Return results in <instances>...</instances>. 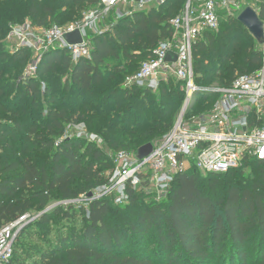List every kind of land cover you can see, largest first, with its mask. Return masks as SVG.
Instances as JSON below:
<instances>
[{
	"label": "trees",
	"instance_id": "1",
	"mask_svg": "<svg viewBox=\"0 0 264 264\" xmlns=\"http://www.w3.org/2000/svg\"><path fill=\"white\" fill-rule=\"evenodd\" d=\"M184 1L171 0L150 11L136 12L132 20L125 17L112 31L95 35L91 58L82 57L75 63L67 48L51 49L44 55L36 76L25 80L32 51L9 49L7 37L11 26L28 19L40 27L65 25L74 16L76 6L89 11L99 5V0H0V109L10 115L8 122L0 121V227L26 213L40 214L22 229L13 258L6 264H63L64 259L57 256L61 251L69 264H203L213 258L227 259V264H264V164L257 160L248 164L247 169L226 173L202 174L190 169L178 175L167 196L166 209L160 203L140 205L138 198L142 193L130 188L127 207L136 205L142 209L135 218H126L122 225L138 237L137 251L144 252L124 250L126 236L120 223L115 226L109 222L113 203L107 197L88 206L83 204L79 209L69 203L63 214L68 232L59 234L56 244H49L45 250L24 248V242L34 235L35 224L46 227L50 217L59 212L55 207L43 213L52 203L53 195L63 201L76 200L107 183L95 168L98 164L110 165L105 153L93 143H87L84 148L79 138L65 137L66 125L92 121L90 106L83 110L69 106L73 88L99 101L107 125L119 131L117 135L112 132L107 135L117 151L135 148L139 153L143 145L154 143L147 140L163 132L162 137L175 124L178 116L172 120L175 110L171 106L185 102L182 81L174 82L175 77H170L167 84L162 81L155 91L137 86L126 89L124 97L138 94L143 102L139 116L152 119L148 126L130 130L118 126V120H132L133 103L126 104L124 115L110 109L109 102L117 98L118 90L102 88L106 80L102 66L111 58L120 59V48L127 53L137 43L145 57L129 76L136 73L158 44L171 38L170 21L179 14ZM260 18L264 21V2L260 4ZM234 22L242 24L239 20ZM219 30L206 32L193 47L195 81L199 86H213L210 85L215 78L213 68L221 65L214 57L221 59L227 51L230 29L222 34ZM246 35L250 37V45L235 51L236 42H233L223 57L228 76L225 72L217 75L220 86H228L238 75L262 66L264 53L260 48L253 50L252 43L257 40L247 28ZM249 65L256 68L245 71ZM236 69L241 72L234 77ZM45 80H48L47 88L42 91L40 83ZM156 91L159 97L155 96ZM210 95L197 93L188 110L202 111L211 106L215 97ZM25 97L30 98V106L14 104ZM42 98L47 99L49 107L47 115L39 121L37 111ZM16 139H22L17 151L23 157L10 161L5 152L15 147ZM254 170L258 171L257 175H247ZM217 190L224 192L220 201L206 194ZM79 217L81 227L77 223ZM149 234L158 238L161 259L149 258L145 249H140L141 241ZM250 245L255 249L251 263Z\"/></svg>",
	"mask_w": 264,
	"mask_h": 264
},
{
	"label": "built area",
	"instance_id": "2",
	"mask_svg": "<svg viewBox=\"0 0 264 264\" xmlns=\"http://www.w3.org/2000/svg\"><path fill=\"white\" fill-rule=\"evenodd\" d=\"M170 1L99 0L100 10L98 6L92 8L83 19L65 26L40 27L28 19L11 26L8 46L12 51L19 48L32 51V60L23 76L29 80L36 76L39 64L51 49L67 48L74 62L82 57L91 58L87 31L106 11L130 6L131 10L139 12L161 7ZM262 2L264 0L184 1L179 14L170 21L171 38L162 40L139 70L127 77L126 83L128 87L155 91L170 77L181 80L186 95L182 112L186 106H191L197 93H208L215 99L205 110L181 112L173 127L158 142L152 143L153 149L148 155L140 156L126 150L115 153L116 168L110 181L90 191L91 196L89 192L81 197L86 206L117 189L121 194L120 201L128 188L135 187L167 197L178 175L190 169L202 174L226 173L247 169L254 160L264 164V57L259 69L238 75L228 86L203 87L195 81L193 53L195 43L206 32L220 29L224 16H238L248 6L260 15ZM77 29L82 32L83 43L69 44L65 35ZM39 216L26 213L0 227V264L13 258L20 232Z\"/></svg>",
	"mask_w": 264,
	"mask_h": 264
},
{
	"label": "rangeland",
	"instance_id": "3",
	"mask_svg": "<svg viewBox=\"0 0 264 264\" xmlns=\"http://www.w3.org/2000/svg\"><path fill=\"white\" fill-rule=\"evenodd\" d=\"M89 9V8H88ZM88 9H84L83 7H75L73 12L75 13L72 18H69L65 25L74 23L76 21L81 20L82 17L85 16V14L88 12ZM98 9L100 10L99 6ZM131 11V12H130ZM145 11H150V10H145ZM71 12L68 11V13ZM133 12V13H132ZM137 11L131 10L130 6L123 7V8H115L112 9L111 11H106L102 15H100L99 19L96 20L95 24L93 27L88 29L87 31V39L88 43L90 44L91 47L94 46L93 44V38L95 35H98L102 32H110L112 31L113 27L115 25H118L121 23V20L123 18H128L129 20H132L133 15ZM140 12V11H139ZM127 13H129L127 15ZM131 13V14H130ZM240 15L238 16H224L221 21L220 25V30L219 32L224 33L226 30L230 29L228 34V40H227V45L228 47L226 48L227 51L226 53H223L221 55V59H217L219 56H215L214 58L216 60H219V67L213 68L215 78L213 81L210 83V85H220V82L218 81V74L221 72H225V75L228 76L226 73V66H223L222 64V59L223 57L227 54L228 50L231 48V45L233 42L235 43L236 49L233 50H240V48H245L246 46L251 44L250 37L246 35V28L238 23L234 22L235 20L238 21ZM62 25V26H65ZM228 32V31H227ZM253 50L261 49L262 52L264 53V46L260 45L258 42L254 40L252 43ZM251 47V48H252ZM11 49V48H9ZM120 59H115L111 58L109 60V63H106L102 66L103 72L105 75V84L102 88H112V89H117L118 90V96L117 98L111 99L109 102L110 109L114 111L117 115H124V109L126 104L130 101L133 103V110H132V120L131 121H124L122 118L118 120V126H125L128 127L130 130H133L134 128L140 126V125H145L148 126L152 122V119L146 120L144 117H140L139 113L143 112V102L140 100L138 94H134L131 97H124L126 89H129L126 79L129 76L130 73H132L134 70H136L139 66V63L143 60L145 57L143 48H141L140 44L135 43L132 45L127 53H124V51L120 48L118 50ZM134 55V56H133ZM76 63V62H75ZM209 68V67H207ZM256 67H253L252 65H249L245 71H250L255 69ZM241 70L236 69L234 73V77L240 73ZM231 75V74H229ZM171 79V78H170ZM170 79L165 80L166 84ZM174 82L175 81H181L178 80L177 78H173ZM47 81L45 80L44 82L40 83V88L42 91H44L47 88ZM182 89H183V85ZM181 88V87H180ZM9 93L12 92V89L9 88ZM13 91H15V88H13ZM13 94V93H12ZM156 97H159V92L156 91L155 93ZM168 98V96L166 97ZM30 98L25 97L22 101L20 102H15L16 106H30ZM204 102V100H201ZM99 101H94L93 97H91L88 93H79L75 88H73L72 94L70 98L68 99V104L69 106L74 107L77 110H83L87 106H90L91 113L90 118H92L91 123L87 122H81L77 125H66V136L68 138H79L82 142V146L85 148V145L87 143H93L97 148L102 150L105 153L106 158H108L109 166H104V164L96 165V169L99 171L100 175H102L105 179H107V183L110 181V177H112L116 165L114 161L115 153L119 152L115 149L114 146L108 141V133L112 132L113 134L117 135L119 134L118 130H113L111 126L107 125V119L102 117V108L99 107L97 104ZM100 104V103H99ZM103 105V102H101ZM49 107V102L47 99L42 98L39 101V109L37 111L39 121H42L43 118L47 115V109ZM184 107V103L181 101L178 102L177 104L171 106L172 110H175L173 112V115L171 116L172 120H175L177 116L179 117V114H181L182 109ZM196 109H194V112ZM94 112V113H93ZM147 112H144L143 114H146ZM10 115L7 113H3L0 109V121L3 122H8L9 121ZM113 130V131H112ZM28 131V130H27ZM163 133V132H162ZM160 133L157 136L151 137L148 141L151 142H158L161 139ZM22 139H16L14 141L15 147L10 150L5 152V154L8 157V160L14 161L17 159H20L23 157V155L19 154L17 151V148L20 146ZM130 152H136L135 148H133ZM39 156H43L42 153H37ZM140 155V154H139ZM113 162V166H112ZM249 173V172H248ZM247 175H257L258 171L254 170L252 174ZM106 184V183H105ZM243 184V183H242ZM242 184L240 186H242ZM102 187V185H101ZM130 188H128L125 192L122 198H124L122 201H120L118 198L121 196L119 194V189L113 191L112 193H109L107 195V198H110V201L113 203V210L112 213L109 217V222L114 223L115 226L120 223V225L126 223V218L129 216L131 218H135L137 215L140 214L142 207L141 206H133L127 207V204L130 202ZM132 190L138 191L142 193L143 196H140L138 198V202H140V205H152L155 203H160V206L164 209L167 208V197H161L157 192L150 191V190H145V189H140L138 187L133 188ZM208 192V193H207ZM206 194H210L215 201H220L223 199V190H217V191H206ZM51 204L56 205L57 211H59L57 214L52 215L50 217V222L49 224L44 227L41 224H35V230H34V235L25 241L24 248H31L34 251L36 250H45L49 244H56V238L58 237L59 234L62 232H68L69 227L67 226V219L66 217L63 216L65 213V210H67V205L69 204L67 201L61 200L58 196L53 195L51 198ZM85 203L84 199H79L76 200L73 203V206L76 208H80L83 204ZM55 208V209H56ZM77 223L81 227L83 225L81 217L78 218ZM67 226V227H66ZM123 228L125 236H126V243L124 244L123 248L127 253H137V252H144L140 251L138 249V241L136 236L132 234V231L128 228V226H120ZM67 228V229H66ZM47 230V231H46ZM43 231H46L47 233L44 234ZM149 234V236H146V238L141 241L140 243V249H145V252L147 253L149 258L152 259H161L162 255H160V248H159V243H158V238L156 235ZM252 247L250 248L251 256L249 258V262H252L253 257L255 256V249L253 245H250ZM147 250V251H146ZM57 256H60L61 258L64 259L63 264H69L67 262L65 252L61 251L57 253ZM196 263V262H195ZM197 264V263H196ZM199 264V263H198ZM203 264H227V259H219V258H213L211 260H206L205 263Z\"/></svg>",
	"mask_w": 264,
	"mask_h": 264
},
{
	"label": "water",
	"instance_id": "4",
	"mask_svg": "<svg viewBox=\"0 0 264 264\" xmlns=\"http://www.w3.org/2000/svg\"><path fill=\"white\" fill-rule=\"evenodd\" d=\"M239 22H241L248 30L249 32L254 36V38L257 40V42L261 45H264V21L260 18L259 13L257 12L256 9H254L251 6H248L245 8V10L240 14L238 18ZM65 40L69 44H80L83 43L84 38L82 35V32L77 29L73 32L67 33L65 35ZM190 106H186V108L183 110V114H185L186 111ZM153 149V144L152 143H147L143 145L139 149V154L140 156H145L151 153ZM92 193H89V196H91ZM56 205L49 206L46 210H44L43 213L49 212L53 208H55Z\"/></svg>",
	"mask_w": 264,
	"mask_h": 264
}]
</instances>
